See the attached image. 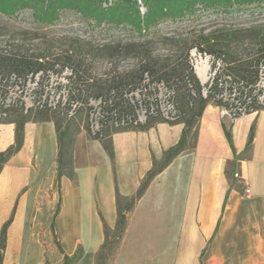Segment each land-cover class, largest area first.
<instances>
[{
    "label": "crops",
    "instance_id": "obj_1",
    "mask_svg": "<svg viewBox=\"0 0 264 264\" xmlns=\"http://www.w3.org/2000/svg\"><path fill=\"white\" fill-rule=\"evenodd\" d=\"M184 126L158 121L113 131V157L82 128L73 177L57 181L56 124L27 121L23 146L0 172V241L8 223L2 264H64L79 248L74 264H96L105 225H116L117 189L135 194L153 158L178 143ZM15 140L16 123L0 121V152ZM109 264H264V110L232 118L208 104L197 145L151 182Z\"/></svg>",
    "mask_w": 264,
    "mask_h": 264
},
{
    "label": "rangeland",
    "instance_id": "obj_2",
    "mask_svg": "<svg viewBox=\"0 0 264 264\" xmlns=\"http://www.w3.org/2000/svg\"><path fill=\"white\" fill-rule=\"evenodd\" d=\"M114 4L121 6L120 15L128 7L137 8L141 16L147 11L145 0H103V6ZM196 8L193 14L175 19L167 17L142 32L127 22H100L75 8L61 10L59 17L51 22H43L29 6L22 5L14 12L0 10L1 53L32 61H47V67L52 62H58L55 65L57 71L48 69V75L40 72L35 76L30 73L26 83L23 76L0 77V99L1 87L7 86L9 94L5 105L17 106L14 112L33 108L30 116L37 117L41 103L66 111L69 91L74 94L80 91L81 98H89L90 103L80 110L74 104L69 116L75 117V124L84 129L90 126L92 118L101 122L106 114L104 108L107 102L130 101L134 105V113L130 116L149 119L152 111L168 108L172 102L170 92L173 89L179 92L182 86L178 77L158 84L153 77L145 74V79L135 87L128 86L119 91L112 88L109 91L113 78L133 71L147 58L165 64L167 68L178 67L185 62L187 52H190L194 71L196 61L199 65L206 61L214 70V56L202 54L196 47L189 51L188 48L204 44L206 39L222 36L229 40L231 52L245 56L256 52L259 41L264 37V0L235 3L226 9H205L201 4ZM217 64L221 66V59ZM132 75L135 76V73ZM225 80H228L227 88L222 92L227 95L243 86L232 76H223L222 81ZM260 80L261 84L256 86L254 93L261 96L260 101H264V76ZM200 82L203 90H207L209 82ZM209 104L222 107L214 101ZM181 108L186 110L183 104ZM30 251L31 256L33 251L37 255L39 253L34 247Z\"/></svg>",
    "mask_w": 264,
    "mask_h": 264
},
{
    "label": "trees",
    "instance_id": "obj_3",
    "mask_svg": "<svg viewBox=\"0 0 264 264\" xmlns=\"http://www.w3.org/2000/svg\"><path fill=\"white\" fill-rule=\"evenodd\" d=\"M252 1L255 0H145L147 11L142 16L140 15L139 10L134 7L126 8L124 14L120 15L121 6L117 4L103 6V0H0V10L14 12L22 5L29 6L34 9L35 15L43 22H51L59 17L61 10L75 8L100 22H127L136 26V28L142 32L143 30L155 26L158 22L167 17L175 19L177 17H184L193 14L196 12V7L199 4L205 9H208L209 7L226 9L235 3L244 4ZM133 5H135V3H133ZM259 42L260 44L257 51L245 56L239 52H231L229 40L222 36H217L213 40L206 39L204 44H194L188 48L189 51L196 47L200 53H207L215 57L213 68L218 67V71L214 82L211 85L208 84L206 95L203 94V86L190 63V52H187L185 62L181 63L178 67L167 68L165 64L147 58L142 60L139 66L133 71L125 72L110 81L108 90L111 91L112 88H116L119 91L128 86L135 87L145 79V74L153 77V80L155 79L158 84L178 77V80L182 82V86L179 92L176 89H173V99L181 113V118L178 122H183L185 126L178 143L164 151L160 159H157L156 157L153 158V166L142 179L135 194L132 196H124L117 189L116 225L114 228L105 225V240L96 254V264H109L113 259L116 251L122 243L131 212L138 201L143 197L154 178L167 168L181 152L189 148H194L197 145L199 121L206 106L211 101L216 102L218 105H223V102L217 98V95L223 91V86H220V80H222V77L232 76L233 80L235 79L238 83H243L242 87L240 86V88H237L240 99H243L247 94L248 96H252L254 101L257 100L259 94H255L254 91L256 89V84L260 80L262 67L264 65V37H262ZM219 59L222 61L220 67L217 64ZM57 63L58 62H52L50 67H47V61H32L27 58L7 56L0 52V77L11 78L12 75H15L16 78H19L20 76H23V81L26 83L30 73L32 76H35L40 72L43 75H48V69L57 71L55 68ZM132 73H135V76H133ZM230 89L232 91L233 87L230 86ZM1 92V97L5 99L9 94L7 86L1 87ZM259 92H262V90ZM69 93L70 97L67 100L68 108L66 111H63L61 108L57 109L56 107L53 108L48 104H44L42 107L38 108L39 113L37 114V117H31L30 114L33 113V108L27 111L23 108L18 112H14L18 108L17 106H12L7 109L8 116L6 118H0V121L13 120L16 123V140L7 150L0 152V172L9 158L18 152L23 146L24 125L27 121L32 119L53 120L56 124L59 143L57 181H59L63 175L73 177V142L74 137L82 127L75 124V117L72 115L69 116V111L72 110L74 104H77L78 110L83 109L90 103V99L87 98L84 100L81 98L80 91L79 94H74L72 90H70ZM180 103L186 106V110H182ZM2 110L3 106L0 105V112ZM257 110H264V108L258 107ZM49 112L58 115L50 116ZM104 112L106 113L104 117L107 118V120H109L114 113L123 117L131 115L130 113H134V105L130 101H120L116 103L107 102ZM158 121L164 120L159 116L152 115V117L147 119L146 123L122 130L145 129ZM86 130L88 132V128ZM113 131L120 130L106 128L104 130V136L99 138L105 141V148L111 157H113V147L110 142H107V139ZM253 137L254 126L252 127L247 146L252 143ZM229 140L231 142L230 136ZM7 226L8 223L4 225L1 233L0 264L3 263V256L6 249ZM81 254L82 250L79 248L72 257L66 255L64 264H74L75 261L81 257Z\"/></svg>",
    "mask_w": 264,
    "mask_h": 264
},
{
    "label": "built area",
    "instance_id": "obj_4",
    "mask_svg": "<svg viewBox=\"0 0 264 264\" xmlns=\"http://www.w3.org/2000/svg\"><path fill=\"white\" fill-rule=\"evenodd\" d=\"M198 65L199 62L196 61V64H194L195 69L197 68ZM217 71H218V67L212 70L210 65H208V69L205 71V75H206V82H209V85H211L214 82L217 75ZM261 74L262 75L260 78L262 79L264 76V65L262 67ZM227 81L222 82V80H220V86H223L224 90L227 88L226 87V84L228 83ZM260 84H261V80L258 81L256 86ZM234 90H232L234 92L233 93L231 92L232 94L229 95L223 93L224 91L217 95V98L223 102L222 105L223 111L232 118H238L247 114L258 112L259 111L257 110L258 107L264 108L263 99L261 101L259 100V98L261 97L260 95L258 96L256 101H254L252 96H248L247 94L243 97V99H240L238 96L239 92L237 91V88H235ZM206 93L207 90H203V94L206 95ZM173 94H174L173 91L170 92V95L172 97V102L169 104L168 108L156 110V112L152 111L153 116H159L164 121L170 123L179 121V119L181 118V113L177 108V105L173 99ZM0 100H1L0 105L3 106V110L0 112V118H6L8 116L7 109H9L8 107H10V105L9 106L5 105L6 98L4 99L1 97ZM43 105L44 103H41L40 107H42ZM146 121L147 118H137L135 116H130V115L120 117L114 113V115L109 120H107V118L103 116L101 122H99L98 120L93 121L92 118L91 124L88 127V134L94 138H102L104 136V130L106 128H110L112 130L128 129V128L136 127L139 124H144L146 123Z\"/></svg>",
    "mask_w": 264,
    "mask_h": 264
},
{
    "label": "bare ground",
    "instance_id": "obj_5",
    "mask_svg": "<svg viewBox=\"0 0 264 264\" xmlns=\"http://www.w3.org/2000/svg\"><path fill=\"white\" fill-rule=\"evenodd\" d=\"M207 69H208V64L206 63V61H203L202 65H198L196 68L197 75L202 82L206 81L205 71ZM35 255H37L36 251H33L32 256H35Z\"/></svg>",
    "mask_w": 264,
    "mask_h": 264
},
{
    "label": "water",
    "instance_id": "obj_6",
    "mask_svg": "<svg viewBox=\"0 0 264 264\" xmlns=\"http://www.w3.org/2000/svg\"><path fill=\"white\" fill-rule=\"evenodd\" d=\"M196 75H197V72L195 71ZM198 76V75H197Z\"/></svg>",
    "mask_w": 264,
    "mask_h": 264
}]
</instances>
